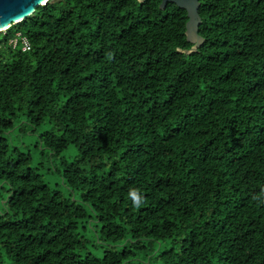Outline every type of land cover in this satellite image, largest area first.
<instances>
[{
  "label": "trees",
  "instance_id": "1",
  "mask_svg": "<svg viewBox=\"0 0 264 264\" xmlns=\"http://www.w3.org/2000/svg\"><path fill=\"white\" fill-rule=\"evenodd\" d=\"M159 4L0 31V264H264V0Z\"/></svg>",
  "mask_w": 264,
  "mask_h": 264
},
{
  "label": "water",
  "instance_id": "2",
  "mask_svg": "<svg viewBox=\"0 0 264 264\" xmlns=\"http://www.w3.org/2000/svg\"><path fill=\"white\" fill-rule=\"evenodd\" d=\"M53 0H3L0 5V31L6 29L11 24L20 22L24 17L33 12L38 5ZM141 1V0H140ZM167 2H172L176 6L185 10L187 20L185 22V36L192 43L188 52L194 50L202 42V37L198 34V25L201 22L198 7L199 0H160L159 7L164 8Z\"/></svg>",
  "mask_w": 264,
  "mask_h": 264
},
{
  "label": "built area",
  "instance_id": "3",
  "mask_svg": "<svg viewBox=\"0 0 264 264\" xmlns=\"http://www.w3.org/2000/svg\"><path fill=\"white\" fill-rule=\"evenodd\" d=\"M8 43L12 46L15 47L20 44L21 49H26L29 46L28 39L26 36L22 35L19 31L15 32L13 36H11L8 39Z\"/></svg>",
  "mask_w": 264,
  "mask_h": 264
},
{
  "label": "rangeland",
  "instance_id": "4",
  "mask_svg": "<svg viewBox=\"0 0 264 264\" xmlns=\"http://www.w3.org/2000/svg\"><path fill=\"white\" fill-rule=\"evenodd\" d=\"M46 127L45 126H41L40 128H38V130L35 133V136H37V134L41 131H43ZM16 138H14L13 140H15ZM21 140L23 142H26V137H22ZM66 153H61L60 156H65ZM42 172L44 173V177L47 179V181H61L56 175L53 174H49L48 170L45 172L44 169H42Z\"/></svg>",
  "mask_w": 264,
  "mask_h": 264
},
{
  "label": "snow or ice",
  "instance_id": "5",
  "mask_svg": "<svg viewBox=\"0 0 264 264\" xmlns=\"http://www.w3.org/2000/svg\"><path fill=\"white\" fill-rule=\"evenodd\" d=\"M3 0H0V5H2Z\"/></svg>",
  "mask_w": 264,
  "mask_h": 264
},
{
  "label": "flooded vegetation",
  "instance_id": "6",
  "mask_svg": "<svg viewBox=\"0 0 264 264\" xmlns=\"http://www.w3.org/2000/svg\"><path fill=\"white\" fill-rule=\"evenodd\" d=\"M199 2H200V0H199Z\"/></svg>",
  "mask_w": 264,
  "mask_h": 264
}]
</instances>
